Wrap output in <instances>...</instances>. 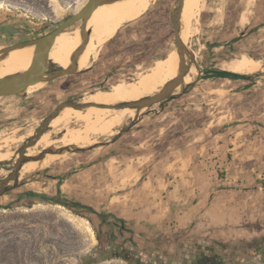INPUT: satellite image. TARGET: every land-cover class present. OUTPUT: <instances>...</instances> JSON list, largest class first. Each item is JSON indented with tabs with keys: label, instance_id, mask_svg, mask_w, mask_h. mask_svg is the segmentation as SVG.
<instances>
[{
	"label": "rangeland",
	"instance_id": "rangeland-1",
	"mask_svg": "<svg viewBox=\"0 0 264 264\" xmlns=\"http://www.w3.org/2000/svg\"><path fill=\"white\" fill-rule=\"evenodd\" d=\"M87 1L0 0V49L22 41L23 29L32 28L33 38L50 32ZM122 1L101 4L93 18L112 14ZM176 1H153L141 18L105 37L89 70L47 81L29 96L26 91L0 97V143L7 136H25L20 142L11 140L5 149L14 155L0 162V179L14 170L19 148L61 102L82 100L87 93L132 80L176 49L171 21ZM182 17L183 11L180 25ZM193 29L187 46L198 55L200 74L192 83L178 87L170 99L144 108L138 118L137 110L135 114L128 109L125 117L107 120L93 137L98 143L129 126L115 142L67 151L49 167L23 173L16 186L0 195V264H81L91 252L99 254L97 264H133L103 255L112 247L118 249L110 244L112 234L125 233L118 228L112 232L99 213L123 218L125 208L136 212L156 198L152 169L167 157L171 177L181 179L176 187L190 194L184 211L171 214V230L135 237L142 250L178 264L186 254L209 246L227 264H264V68L247 73L246 79L201 76L213 68L237 69L244 55L257 62L264 59V0H205ZM54 59L58 57L49 58ZM70 124L84 125L69 120L66 125ZM65 132L61 128L52 137L60 139ZM110 157L112 164H106L114 167L110 175H60L74 171L75 164L87 166ZM128 171L130 175H123ZM28 191L67 203L20 197ZM174 196L180 201L178 194Z\"/></svg>",
	"mask_w": 264,
	"mask_h": 264
},
{
	"label": "bare ground",
	"instance_id": "bare-ground-1",
	"mask_svg": "<svg viewBox=\"0 0 264 264\" xmlns=\"http://www.w3.org/2000/svg\"><path fill=\"white\" fill-rule=\"evenodd\" d=\"M153 1L158 0H123L112 14H105L93 18L100 7V5L97 6L87 22V29L91 31V35L85 50L78 57V60L84 58L83 61L78 62V69L83 70L92 67L101 53L104 38L112 36L126 24L141 18L152 6ZM204 3L205 0H188L183 9L180 35L185 44L188 43L189 37L194 32L193 21L198 19ZM81 42L82 36L79 26L67 33L63 31L55 38L50 48L49 58L61 57L51 61L59 66L69 67L71 65V57L81 45ZM193 55L195 56V62H190V59L187 57V62L185 64L187 67V74L183 79L182 85L192 82V80L200 74L197 59L198 55L195 51H193ZM33 56L34 46H26L12 50L4 59L0 60V79L31 66L33 63ZM179 64L180 57L178 50L173 49L166 57L157 59L150 67L139 72L132 80H122L112 84L111 87L107 89H98L91 93H87L82 101L95 102L98 104H114L121 101L137 100L148 95H154L161 91L169 81L179 75ZM237 64L240 65L237 69L230 66H226L222 69L241 73H253L264 68V59L257 62L255 59L244 55ZM44 83V81H41L29 85L27 89L28 95L38 90ZM128 109L133 110L136 114V109L128 107L108 108L90 106L86 109H78L67 106L51 121V129L45 132L33 146L27 148L26 155H35L41 147L45 148L58 143L77 146H86L95 143L98 140L93 137L99 134V128L107 120L114 121L117 116L125 117L128 113ZM69 120L75 123L83 122L84 125H66ZM61 128H64L66 132L60 139H54L52 133L57 132ZM109 134L115 135V131L113 134ZM24 138L25 136H21L20 138H11L7 136L2 139L0 143V161L11 159L14 155V151L10 149L5 150L9 147L11 140L20 142L23 141ZM63 154L48 153L44 159H33L25 162L20 169V177L23 173H32L33 171L49 167L52 162L63 156Z\"/></svg>",
	"mask_w": 264,
	"mask_h": 264
},
{
	"label": "water",
	"instance_id": "water-1",
	"mask_svg": "<svg viewBox=\"0 0 264 264\" xmlns=\"http://www.w3.org/2000/svg\"><path fill=\"white\" fill-rule=\"evenodd\" d=\"M115 0H88L84 7L67 17L63 20L56 28L51 30L50 32L32 38L25 41H19L12 45L6 46L0 49V60L4 59L12 50L17 48H23L26 46H34V56L33 63L26 71H22L16 74L8 75L3 79H0V96H11V95H23L27 91L29 85L35 82H47L58 77L74 74L77 72H85L89 70L91 67L83 70L78 69V57L85 50L87 43L89 42L91 31L87 29V22L90 16L92 15L94 9L105 3H110ZM184 0H177L175 6L171 12V21L175 31L176 38V49L178 50L180 57L179 64V75L169 81L158 93L154 95H148L142 97L137 100L130 101H121L114 104H98L95 102H84L82 100L71 99L65 100L61 102L55 110L47 116V118L43 121L42 125L38 128L36 133L32 135L26 143H24L16 153L15 159V167L14 170L11 171L8 175L0 179V195L5 194L9 189L16 186L18 184V180L20 178V169L23 164L29 160L33 159H44L48 153H57L63 154L67 151H85L88 149L95 148L97 146H106L113 142H115L125 131L129 128H124L120 133L113 135L110 139L100 141L93 145L86 146H77V145H51L49 147H45L41 152L35 155H26L27 148L33 146L37 140L49 130L51 121L62 111L63 108L67 106H71L78 109H86L90 106H100V107H108V108H133L137 110V118L138 115L144 108L151 107L152 105L162 102L164 100L170 99L175 96L176 89L182 85L183 79L187 74V57L190 59V62H195L193 55V51L189 49L187 44L181 38L180 31V21L181 14L183 11ZM80 23V30L82 36L81 45L76 49L71 57V65L69 67H63L55 64L54 62L49 60V52L50 48L60 33L65 31L70 26H73L77 22ZM242 35L237 36L232 39V41H237L241 39ZM202 78H211V77H219V78H232V79H246L248 77L247 73H238L226 69H208L205 70L204 73H201ZM192 83V82H191ZM1 162V161H0ZM14 180V184H11V181ZM74 205H79L78 202H73ZM83 206H86L82 204ZM93 209V208H92ZM94 211V209H93ZM101 216H105V213H99ZM103 255H111L122 257L133 264H138L136 260L132 259L128 256L127 252L123 250H118L115 248H110ZM100 261V256L97 253H88L87 255L81 258V264H97Z\"/></svg>",
	"mask_w": 264,
	"mask_h": 264
},
{
	"label": "crops",
	"instance_id": "crops-1",
	"mask_svg": "<svg viewBox=\"0 0 264 264\" xmlns=\"http://www.w3.org/2000/svg\"><path fill=\"white\" fill-rule=\"evenodd\" d=\"M232 39L230 42L226 43L228 47L232 46L233 42H236L232 41ZM29 67L27 69H29ZM27 69H24V71ZM111 159L110 157L104 162H92L87 166L75 164L73 165L76 166L74 171L67 174L62 173L60 175H110V170L113 171L114 167L111 168L106 164H112ZM68 169L69 168L66 167L65 170ZM123 175H130L129 171L123 173ZM152 175V191L153 194L156 195V198L150 201H144L145 203L142 209L136 212H130L131 210L129 208H125V216L123 218L118 217L125 221L131 231L141 237H153L154 235L164 234L168 232L169 229L171 230V214L176 211H184L187 202V193L190 194L189 190H181L180 187L179 189L176 187L180 186L181 179L178 177H171L173 176L171 175V157L161 159L155 163L152 169ZM61 181H63V179ZM63 185L64 183H61L60 188H62ZM174 194H178V196L181 197L180 201H175Z\"/></svg>",
	"mask_w": 264,
	"mask_h": 264
},
{
	"label": "flooded vegetation",
	"instance_id": "flooded-vegetation-1",
	"mask_svg": "<svg viewBox=\"0 0 264 264\" xmlns=\"http://www.w3.org/2000/svg\"><path fill=\"white\" fill-rule=\"evenodd\" d=\"M101 218H102V223L108 224L112 232L113 230L115 231V229L118 228L119 233H125V236L122 237L120 234H117L115 231V233L112 234L110 238V244L115 243V246L118 249L127 252L128 256L136 260L138 264H174L171 262L170 259L165 258L160 254L145 253L142 250V248L138 245V242L135 239V237H137L138 235L135 232L131 231V229L127 226L125 221L119 218H115L113 215L110 214L101 216ZM208 247L209 246H206L203 250L201 249L200 252L193 253V255H190L189 253L186 254V256L183 257L178 264H227L224 261V259L217 257L213 247L212 248H208Z\"/></svg>",
	"mask_w": 264,
	"mask_h": 264
},
{
	"label": "trees",
	"instance_id": "trees-1",
	"mask_svg": "<svg viewBox=\"0 0 264 264\" xmlns=\"http://www.w3.org/2000/svg\"><path fill=\"white\" fill-rule=\"evenodd\" d=\"M32 35H33V29L32 28L23 29L21 31L22 41H25V40H28V39H32L33 38ZM58 58H61V57H58ZM20 197L21 198H35V200H38L37 198H39V199H41L43 201H49L51 203H61V204H64V205H66V203H67L65 201L64 202L63 201L60 202L59 199H56L55 197H53V196H51L49 194L37 193V192H34V191H28L25 194H22ZM29 206H31V205H29ZM78 206L87 207V206H83L81 203H79ZM90 209L93 210L91 207H90ZM220 245L222 247H224V248L227 246V244H225V243H220Z\"/></svg>",
	"mask_w": 264,
	"mask_h": 264
}]
</instances>
